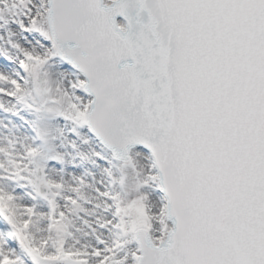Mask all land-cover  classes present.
<instances>
[{
  "label": "snow or ice",
  "instance_id": "obj_1",
  "mask_svg": "<svg viewBox=\"0 0 264 264\" xmlns=\"http://www.w3.org/2000/svg\"><path fill=\"white\" fill-rule=\"evenodd\" d=\"M0 264H264V0H0Z\"/></svg>",
  "mask_w": 264,
  "mask_h": 264
}]
</instances>
